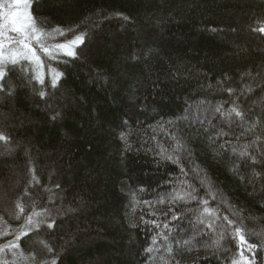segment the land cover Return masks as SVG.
Wrapping results in <instances>:
<instances>
[{"label": "trees", "instance_id": "trees-1", "mask_svg": "<svg viewBox=\"0 0 264 264\" xmlns=\"http://www.w3.org/2000/svg\"><path fill=\"white\" fill-rule=\"evenodd\" d=\"M33 12L47 31L87 38L76 59L37 51L43 85L28 61L3 65L0 246L23 230L12 251L25 264H231L224 216L264 245V35L252 30L264 0H34ZM52 71L63 74L55 88ZM32 212L45 223L29 231ZM0 257L18 264L8 250Z\"/></svg>", "mask_w": 264, "mask_h": 264}, {"label": "snow or ice", "instance_id": "snow-or-ice-1", "mask_svg": "<svg viewBox=\"0 0 264 264\" xmlns=\"http://www.w3.org/2000/svg\"><path fill=\"white\" fill-rule=\"evenodd\" d=\"M34 0H0V80L5 77V70L3 65H11L15 67L21 61H28L29 64L33 65L34 70H36V75L34 76V80L38 81L41 85L45 84L44 77L40 74L39 70L44 68V63L41 61L39 55L37 54V49L42 51L49 60L56 61L60 63L63 58L68 59H76L78 57L79 50L85 44L87 34L84 32H77L75 29H62L57 26L51 31H47L43 27H39L37 23V18L33 12ZM254 32H257L261 35H264V25L256 27L252 29ZM15 34V35H13ZM61 38L59 42H54L51 45L47 43L49 38L55 40L56 38ZM70 37V38H69ZM62 73L59 71L51 72V86L55 88L59 79L62 77ZM231 92V89H229ZM41 98H44L45 93L41 91L39 93ZM217 113L223 112L220 107L216 108ZM234 113L236 117L243 119V114L236 107L231 108L230 113ZM6 115V114H4ZM127 122H125L126 124ZM172 123V121H169ZM218 136H227L226 132L218 133ZM155 138V137H154ZM120 139L122 141H126V134L121 133ZM172 140H176V137L173 135L171 137ZM0 141H4L7 143L8 137L0 133ZM182 145L177 141L176 148H180ZM130 148V145L127 146ZM165 149L160 147V151L156 153V155L160 156L162 159L166 161H170L172 163L178 162V157H174L173 155L165 156ZM240 155L246 156L247 153H241ZM255 163V160H253ZM182 175L186 176L184 168L180 169ZM35 180V176L33 177ZM38 182V181H37ZM31 183V182H30ZM203 183V181L201 182ZM57 188L60 186L57 185ZM139 191L143 192L145 189L141 187ZM195 188H192L191 193H186L191 199L195 200L196 195ZM169 195L173 196L172 203L175 204L178 200H182L184 198L183 195H178L175 193H170ZM213 195V199H214ZM133 199L138 201V198L133 193ZM139 202V201H138ZM164 198H160L158 203H164ZM201 203L205 205L204 212L209 215H214V210L208 208L209 201L207 199H202ZM143 204L148 208H153V204L151 201L143 200ZM16 207L20 210V212H24V208L17 204ZM132 207V205H129ZM133 211L135 208L133 207ZM169 212H172V208H169ZM43 213L41 212H32L26 219L25 227H29V231L33 228L39 229L42 224L45 223L43 219H36V217L41 216ZM149 215H155V212L149 213ZM18 218V217H17ZM179 217L175 215L173 212L172 220H178ZM227 225L232 229L230 233H228L229 238L235 242L236 247V255L238 258H233L231 264H257L256 255L260 248L264 245H257L254 243L248 242L245 230L242 225L237 222L230 220L227 216L222 218ZM140 220L145 224H151L154 228L159 227L155 220H148L145 216L141 215ZM55 225V221L47 223V228L52 229ZM165 228H168V224H165ZM212 228V224L205 225V229L210 230ZM170 230V229H169ZM200 235L207 236V231H201ZM7 235V233H5ZM28 233L23 230L21 233L15 234L14 239L9 240L6 244L0 246V252H4L5 250L12 251L19 247V242L21 241L22 236H27ZM166 243V251L171 254L173 248L171 245L167 244L168 237L165 235L163 237ZM223 239V236H221ZM188 243L189 241H184ZM156 241L153 240V244ZM214 244L218 243V241H213ZM47 247V246H46ZM47 251L49 253L53 252L51 247H47ZM147 252H151L152 249H146ZM163 260V257H161ZM3 264V262H0ZM50 264H57V261L53 259ZM164 264H168L167 261H164Z\"/></svg>", "mask_w": 264, "mask_h": 264}, {"label": "rangeland", "instance_id": "rangeland-1", "mask_svg": "<svg viewBox=\"0 0 264 264\" xmlns=\"http://www.w3.org/2000/svg\"><path fill=\"white\" fill-rule=\"evenodd\" d=\"M13 35H15V34H13ZM51 44H52V43H51ZM38 50H39V49H37V51H38ZM37 54H38V53H37ZM41 70H42V69L39 70L40 73H41ZM1 246H2V245H1ZM10 254H11V256L16 257V259H17V261H18V264H25L22 260H20V259L18 258L17 255L14 254L13 251H10ZM0 262H3V264H9L6 260H3L1 257H0Z\"/></svg>", "mask_w": 264, "mask_h": 264}]
</instances>
